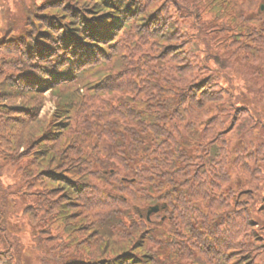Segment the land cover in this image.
Instances as JSON below:
<instances>
[{
	"label": "trees",
	"instance_id": "16d2710c",
	"mask_svg": "<svg viewBox=\"0 0 264 264\" xmlns=\"http://www.w3.org/2000/svg\"><path fill=\"white\" fill-rule=\"evenodd\" d=\"M146 1L151 5L157 0ZM214 1V6H204L213 12L211 19H204L211 23L210 28L202 22L200 14L192 17L195 24L191 26L196 29L193 45L200 46L203 55L210 56L211 48L217 50L216 54L224 52L240 62L241 69H247L254 59L260 61L259 55L264 54V10L256 12L249 7L243 11L228 4L229 0ZM174 7L178 15L183 13ZM144 11L145 3L141 0H64V4L45 1L41 10L37 4L26 8L23 23L15 27L18 33L10 32L13 28L10 25L4 31L3 37L8 40L1 44L2 50L20 55L19 83L22 81V85L28 84L34 92H40L65 79L54 91L59 96L62 119L71 116L67 101L72 97L76 108L86 111L80 94H73L78 90L67 83L73 74L83 72L82 65L88 59L93 60L91 55L100 44L108 43L113 48L119 41L125 43L133 33L139 39L153 35L156 41L167 35L164 39L167 45L164 52H169L164 58L167 66L160 67L155 76L154 65L146 67L143 75L134 76L128 67L127 54L113 53L110 73L102 79L107 81L92 89L111 95L101 97L99 102L95 98L86 100L100 105L91 114L89 124L93 127L81 130L79 116L75 122L61 123L62 126L52 130L43 129L44 121L36 120L30 138L36 137L32 147L38 149L34 151L35 160L28 164L41 168L32 182L41 192L39 195H43L37 206L49 216L58 208L61 213L76 207L77 199L86 195L91 179H87L89 174L83 168L90 162L101 169L108 168L109 154L116 166L124 169L123 176L129 178L127 183L152 193L142 197L144 208L161 204L162 209L151 220L146 218V211L144 216L140 212L129 213L124 221L116 210H111L110 215L99 210L100 217L89 212L92 220L88 219L92 222H112L111 236L104 234L102 239L99 233L96 240L84 243L85 247L75 244L77 255L72 258L60 248L52 251L59 255L60 264H264V238L261 239L264 236L258 229L263 221L254 218L252 207L257 199L261 202L259 207H264V193L255 195L252 190L256 182L264 188V120L255 116L249 105L241 104L234 78L229 77L230 65L211 69L209 65L198 64L190 55L184 56L182 49L173 43L183 37V29H177L170 21V12H151L147 21L137 20L140 31L134 29L130 33L136 18ZM248 12L250 15L244 21ZM127 22H130L125 29L128 34L113 40ZM167 25L170 29H166ZM187 44L190 45V39ZM200 69L210 74L198 78ZM116 92L127 95L114 96ZM245 115L253 119V124L246 129L247 134L238 135L240 142L233 143ZM251 190L252 206L247 208L239 199ZM0 194L3 207L0 225L4 226L11 210L9 196L13 194L9 190ZM230 196L235 204L237 201L234 208ZM98 206L92 201L85 212ZM217 209L223 213L217 214ZM260 213H264V208ZM61 219L65 220L66 214ZM94 231L99 232V228L96 226ZM5 232L14 235L9 229ZM112 236L127 240H113ZM20 243L7 236L0 239V248H5L0 250V264L22 263ZM8 254L11 256L3 260ZM41 264H49L48 259L44 258Z\"/></svg>",
	"mask_w": 264,
	"mask_h": 264
},
{
	"label": "rangeland",
	"instance_id": "374dc122",
	"mask_svg": "<svg viewBox=\"0 0 264 264\" xmlns=\"http://www.w3.org/2000/svg\"><path fill=\"white\" fill-rule=\"evenodd\" d=\"M45 1H47V4L51 1H60L64 4V0H0V192H7L9 190L13 194L9 196L11 210L7 214V218L5 217L4 226L0 225V239L4 240V237L7 236L8 239L11 238L13 241L19 240L21 242L19 246L21 255L23 256L21 264H41L44 258L48 259L49 264H60L59 255L53 253L52 250L56 251L60 248L64 250L63 252L66 251L68 253L67 255L70 254L69 257L72 258L77 255L76 245H83L87 241L96 240L99 233L102 239H104V234L111 236L112 222L110 220L99 223L93 220L92 222L90 221V219L92 220L90 215H87L89 212H92L90 214H94V216L100 217L98 215L99 210H103V212L109 215L111 210H116L124 221L129 217V213L140 212L144 216L143 213L146 211V218L151 220L152 216L156 213L154 212L149 215V210L151 207L159 205L152 204L144 208L146 204L142 200V197L145 195L152 196V193L150 194L149 191H145L136 186L133 187L130 183H127L129 178L123 176L124 169L120 166L117 167L118 165L116 166V163L110 158L109 154V157L106 158L109 164L108 168L101 169L100 165L92 162L83 168L89 174L87 179L91 178L88 183L89 188L83 198L77 199L76 207L61 212L62 214H66L65 220L61 219L62 214L59 213V208L53 211V216H49L47 212L44 214V208L42 209L40 205L37 206V202L40 204L42 201L43 195H39L41 192L37 190L35 185L33 186L32 181L34 180L33 175H36L41 168L28 165L35 160L34 151L38 149L37 147H32V143L36 140V137H33L35 139L30 138L33 135L31 129H33L35 121L38 119L44 121L45 127L43 129L49 128L52 130L57 126H62L61 123L70 124L75 122L79 116L81 130L89 126L93 127L94 125L89 124L92 123L90 120L92 117L91 114L100 105L87 103L86 100L95 98L99 102L101 97L111 95L109 92H92V89L103 85L107 81H103L102 79L106 74L110 73V59L114 52L127 54L126 60L129 63L128 67L134 76L143 75L144 69L150 65L155 66L153 75L155 76L158 74L160 67L167 66L164 58L169 53L164 52L165 46H167L165 45L164 39L167 35H164L160 41H156L153 35H144L139 39L137 35L133 36V33V37H129V40L123 44L119 41L113 48L108 43L100 44L96 50L94 49V53L91 55L93 56V60L90 61L88 59L89 61L82 65L81 68H84L83 72L73 74V78L67 83L69 87L74 86L78 90H74L73 94L74 96L77 95V92L80 94L82 103L84 102L87 105L86 111L84 108L82 110L76 108V101L72 97L67 101L69 103L68 107L71 108L67 112L71 116L62 119L63 112L59 109L57 103L59 96L54 91L60 87L65 79L57 80L52 89L45 87L46 89L44 88L43 91L34 92L32 87H28V84L22 85V81L19 83L20 75L18 74L21 70L18 60H20V55L16 56V54L7 52L6 50L4 51L1 48V44L8 40L4 39L3 36L4 31L8 29L9 25L14 28L10 32L15 31V34L18 33L15 27L23 23L26 8L37 4V9L41 10L44 7ZM141 1L145 3V11L135 21L138 19L144 20V22L145 20L147 21L151 12L155 10V12L161 14H168L170 12L172 15L170 21L177 25V29H183V37H178L173 43L178 46V49H182L184 56L190 55L191 58H195L198 61V64H203L204 67L209 65L211 69L218 66L230 65L232 70L230 71L231 75L229 77L234 78L232 80L236 87V93L241 95V104L249 105L253 109L254 115L264 120V54L261 53L259 55L260 61L254 59L252 64L248 65L247 69H241V63L235 59H230L224 52L216 54L217 50L211 48L210 56L208 54L203 55L199 51L201 47L196 44L193 45L196 29L193 30L191 26L192 23L195 24V19L193 21L192 17L194 14H200L202 22H205V26L210 28L212 26L211 23L206 22L204 19H211L213 12L207 11L204 6L215 3V1L157 0L151 5L146 0ZM171 2L174 3L179 11L183 12L181 15H178V11ZM227 3L232 4L231 6L237 5L243 11H247L249 7H252L256 12L264 10V0H229ZM212 5L214 6V4ZM2 8L5 11H2ZM246 15L244 21L249 17L250 13L248 12ZM141 17L144 19H141ZM129 23H124L120 27L113 40L123 38L128 34L125 29H127ZM133 24V30L130 29V33L134 29L135 31H140L138 27L140 21ZM168 28L169 25H167L166 29ZM141 29H143V26ZM10 32L8 31L9 36H11ZM229 36H231V32H229ZM189 39L190 45L187 44ZM168 42H171L170 39ZM133 43L134 45H132ZM110 48L112 51H110ZM202 57H204V60ZM21 60H24L23 56ZM94 60L96 62H93ZM226 69L229 70L228 68ZM233 69L239 70L233 71ZM89 70L93 71L88 73ZM255 72L262 79L256 77V75L254 76L256 74ZM204 74L208 75L210 71L202 72L200 69L197 72L198 78L205 76ZM76 81H79L77 85ZM33 93H38V95L33 96ZM113 94L114 96L127 95L126 92H116ZM245 118L244 124L239 126L237 132L234 134L235 136H233V143L240 142L241 140L238 138V135L242 136L243 134H247L246 129L249 125L252 126L253 124V119L250 116L245 115ZM253 138L256 139V135ZM25 142H28V144H25ZM84 151L89 153L87 148ZM32 168L35 169L32 170ZM18 190L20 192L16 194ZM252 190L254 193H257L255 195L264 193L262 184L257 182L254 184ZM252 190L247 196L239 195L241 196L239 199L240 202L247 208L250 205L252 206L250 204ZM228 199L232 203L231 208L237 206V201L235 204L232 196L228 197ZM247 200L249 201V205L247 204ZM258 200L252 206L254 207L253 216L255 219L257 218V220L263 221L258 229L259 234L264 236V213H260L264 207H259L261 202ZM92 201L98 203L99 206L93 209L89 207L90 211L85 212V207L89 206V203H92ZM142 205L143 209L138 207ZM256 207L261 209L260 212L256 211ZM2 208V205H0V209ZM29 208L33 209L30 213L27 212ZM217 210V214L223 213L222 210ZM56 216H60V218H56ZM77 217L78 219L76 221L71 222L72 219ZM66 222L68 223V227H66ZM126 222L128 223V221ZM96 226L99 228V232H92V229ZM6 229H9L14 235L9 236L10 234L5 232ZM40 237H43L42 240L44 242L40 240ZM112 238L113 240L117 239V241L127 240L124 237L112 236ZM263 238L261 237V239ZM82 247H85V245ZM4 249V247L0 248L1 251ZM236 254L238 255L240 253L238 252ZM10 256L11 254L5 255L2 259L7 260Z\"/></svg>",
	"mask_w": 264,
	"mask_h": 264
},
{
	"label": "water",
	"instance_id": "95a60500",
	"mask_svg": "<svg viewBox=\"0 0 264 264\" xmlns=\"http://www.w3.org/2000/svg\"><path fill=\"white\" fill-rule=\"evenodd\" d=\"M159 210H160V206H159V205L153 206V207H151V209L149 210V215H151V214L154 213V212H158Z\"/></svg>",
	"mask_w": 264,
	"mask_h": 264
}]
</instances>
